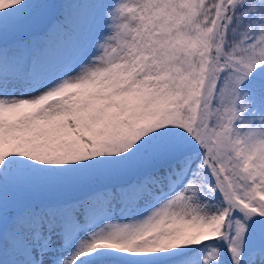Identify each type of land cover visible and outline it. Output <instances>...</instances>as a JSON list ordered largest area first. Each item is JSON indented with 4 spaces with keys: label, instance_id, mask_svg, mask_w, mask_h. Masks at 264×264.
I'll return each instance as SVG.
<instances>
[{
    "label": "snow or ice",
    "instance_id": "obj_1",
    "mask_svg": "<svg viewBox=\"0 0 264 264\" xmlns=\"http://www.w3.org/2000/svg\"><path fill=\"white\" fill-rule=\"evenodd\" d=\"M0 264H264V0H0Z\"/></svg>",
    "mask_w": 264,
    "mask_h": 264
}]
</instances>
